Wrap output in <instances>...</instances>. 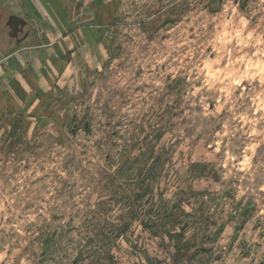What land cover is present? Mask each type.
Instances as JSON below:
<instances>
[{"label": "rangeland", "instance_id": "374dc122", "mask_svg": "<svg viewBox=\"0 0 264 264\" xmlns=\"http://www.w3.org/2000/svg\"><path fill=\"white\" fill-rule=\"evenodd\" d=\"M64 1L86 43L0 114V264H264V0Z\"/></svg>", "mask_w": 264, "mask_h": 264}, {"label": "crops", "instance_id": "0c3cea01", "mask_svg": "<svg viewBox=\"0 0 264 264\" xmlns=\"http://www.w3.org/2000/svg\"><path fill=\"white\" fill-rule=\"evenodd\" d=\"M64 3L0 0V114L29 107L61 74L64 59L86 43L87 31Z\"/></svg>", "mask_w": 264, "mask_h": 264}, {"label": "flooded vegetation", "instance_id": "af4514ba", "mask_svg": "<svg viewBox=\"0 0 264 264\" xmlns=\"http://www.w3.org/2000/svg\"><path fill=\"white\" fill-rule=\"evenodd\" d=\"M80 4H82V3H79L78 6H79Z\"/></svg>", "mask_w": 264, "mask_h": 264}]
</instances>
